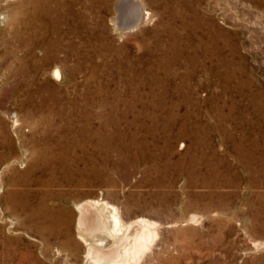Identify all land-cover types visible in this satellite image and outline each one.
Wrapping results in <instances>:
<instances>
[{"label":"rangeland","instance_id":"374dc122","mask_svg":"<svg viewBox=\"0 0 264 264\" xmlns=\"http://www.w3.org/2000/svg\"><path fill=\"white\" fill-rule=\"evenodd\" d=\"M91 1L77 6L84 32L56 37L52 21L49 32L43 19L34 22L30 0H0V264H77L76 246L70 252L64 234L50 235L29 212L40 202L75 212L71 202L98 196L124 220L156 222L141 264H264V245L255 246L264 243V0H189L208 22L200 36L221 29V53L203 55L196 44L190 52L198 62L191 68L181 58L167 76L156 63L173 45L161 29L169 18L160 5L139 0L157 17L119 37L111 23L116 0H103L108 11ZM141 28L161 32L160 40L146 33L142 50ZM55 66L64 81L51 77ZM163 87L169 104L185 93L188 100L174 110L169 135L163 122H150L164 121L165 111L144 105ZM134 93L143 99L128 109ZM113 105L121 116L112 130L105 125ZM187 113V133L177 136ZM114 132L136 146L129 147L131 163L113 153L106 163L102 141L119 144ZM48 143L76 161L71 179L57 172L50 187L47 168H35L31 152Z\"/></svg>","mask_w":264,"mask_h":264},{"label":"bare ground","instance_id":"6f19581e","mask_svg":"<svg viewBox=\"0 0 264 264\" xmlns=\"http://www.w3.org/2000/svg\"><path fill=\"white\" fill-rule=\"evenodd\" d=\"M91 2L93 4L98 3L100 10L105 11L107 9L103 0H92ZM30 3V13L34 22H37L39 18L43 19L46 23V31L49 32L50 29L47 24L52 21L54 25L52 32L56 37L61 36L59 35L60 33L81 34L84 32L83 30L85 27L80 20L81 11L77 6L87 3V0H30ZM147 3L151 5H160V11H162V13L166 12L169 18L167 22H162V25H160L162 32L167 33L173 45L171 49L167 46L166 48L168 49L165 54L160 59L156 60L159 70L165 76L170 75V67L179 62L181 58L185 60V64L188 67H191L192 64H196L198 62V57L193 55L190 51L195 53L196 48L199 47L198 45H200L199 48L203 51V55H209V52H211L212 55L220 56L221 48L216 46L217 36L215 35H221V29L214 28L211 33L214 32L215 35H210L206 38L202 37L203 35L200 36L201 29L204 28L203 24L207 22V19L205 16L196 13V9L193 8L189 0H175L174 2L171 0H147ZM151 5L150 8L152 9L153 6L151 7ZM114 13L115 16L114 19L111 20V23L115 33H117L119 37L130 31L136 30L141 23H152L157 17V13L147 10V8L145 9L139 0H116ZM101 20L103 22V17H100V21ZM59 23L65 25L64 31L60 30ZM146 33H151V36L160 40L161 32L159 33V31L154 29L150 31H146L142 28L139 29L135 35L141 38L139 43L141 42L140 47L142 50L145 49ZM52 44H56V42ZM66 44L71 47L70 41H66ZM209 45H214V49L209 47ZM58 48L61 47L58 45ZM117 49H123V47H118ZM137 58L140 63L141 57L138 56ZM46 59L47 56L41 60ZM227 62L229 63L228 60ZM192 74L193 72L191 70L186 71L183 79H190ZM226 74L231 76L232 72L228 71ZM50 75L58 82H61L64 78L62 70L57 66L53 67L50 71ZM155 81L161 83L157 78ZM178 85L182 87V85ZM180 87H178V89H180ZM172 88L175 89L174 86ZM165 94L164 87L158 92H153V90H151L149 95L153 98L149 99L144 105L152 109L157 107L165 111L164 121L163 117L162 121H159L156 117H151L150 122L153 124L154 128L158 125V122H163V134L169 135V128L178 118V114L175 112L177 107L187 104L188 100L187 97H185L187 96L185 93L182 94V100H179V103L174 105L169 104L165 99ZM137 96L138 93H134L131 96L132 100L128 102L130 103L127 106L128 109L136 108L139 102ZM142 96V94L138 96L140 100L143 99L141 98ZM50 98L56 99L57 96L51 93ZM147 98L144 99L147 100ZM260 107L261 105L259 104L257 110L261 112L262 107ZM115 108V105L110 108L111 114L107 115L108 123L105 125L112 130L114 128V121L120 119L121 116L115 115ZM189 117V113L184 116V122L178 130L177 136H182L187 133L185 125H187L186 119ZM134 123L135 120H132V125ZM151 131V129L147 130V133L149 134ZM121 136L122 134L120 132H114V138H118L117 142L119 144L117 145H112V142L108 144V138L105 139L106 141H102L104 142L103 149L105 151L104 159L107 161L106 163H108L109 160L107 153H113L115 156L118 155V162H132L131 156L129 155V147L131 146L128 145L126 140L124 142L120 141L119 138ZM133 140L130 142L131 145L134 144ZM194 141L198 142V139L195 138ZM57 145L56 143H48L39 149L35 148L31 151L36 157L32 162L34 164L33 166L36 165L35 168L41 170L47 168L45 171V173L49 175V178L45 181L47 187L52 186L56 182V176H52L57 172L61 173L63 177L71 179V176L76 171V161L74 159L68 160L67 156L63 158L62 155L55 153ZM25 153L26 150L22 149L21 157H24ZM29 171H31V168L26 170V172ZM100 171L99 168L96 170L97 175L101 174ZM160 172L159 169H155L154 173L159 175ZM71 207L75 212H72L67 207V209H55L57 211L56 213L52 210L53 208H47L43 202H40L38 208L32 209L29 212V216L36 220L43 221V223H45L44 229L50 235L64 234L66 238L64 243L65 247L69 249L70 252H73V247L76 246L79 252V255H77V264H141L146 254L151 251V246H153L152 243H154L153 240L157 237L156 222L140 216L133 220H124L116 205L108 203V201L99 196L95 198L85 197V199L71 202ZM73 216L74 222L72 221ZM189 220L196 221V218L191 216ZM73 224L74 226H72ZM72 231L74 232V236L72 235ZM263 245L264 243L262 245L255 243L256 247ZM173 257L176 259V256ZM178 258L179 256L177 259ZM168 262L169 264H173L172 262H174V259L171 258Z\"/></svg>","mask_w":264,"mask_h":264}]
</instances>
